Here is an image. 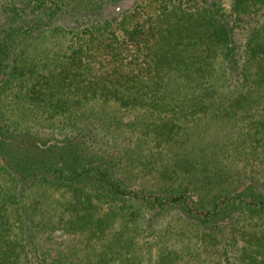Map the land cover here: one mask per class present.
Here are the masks:
<instances>
[{"label":"trees","instance_id":"1","mask_svg":"<svg viewBox=\"0 0 264 264\" xmlns=\"http://www.w3.org/2000/svg\"><path fill=\"white\" fill-rule=\"evenodd\" d=\"M122 1L0 0V264H264V0Z\"/></svg>","mask_w":264,"mask_h":264},{"label":"rangeland","instance_id":"2","mask_svg":"<svg viewBox=\"0 0 264 264\" xmlns=\"http://www.w3.org/2000/svg\"><path fill=\"white\" fill-rule=\"evenodd\" d=\"M133 1L134 0H124L117 5L108 6L105 10V15L112 16V15H116L120 11L131 10L132 6L134 5ZM155 6L156 4L155 5L153 3L150 4V8H154ZM62 20H64V24H67V25L72 22L71 18H67L66 20L65 18H63ZM33 47H35V50H41V52L45 51L51 57L52 53L55 51L57 46L53 45V43L47 39V40H44L43 42L34 41ZM14 91L19 92L17 89L13 90L12 92ZM18 106H21V103L17 102V105H15V109L11 113L12 120L18 117V111H16L17 110L16 107L18 108ZM21 122L23 124L26 123L24 121H21Z\"/></svg>","mask_w":264,"mask_h":264}]
</instances>
